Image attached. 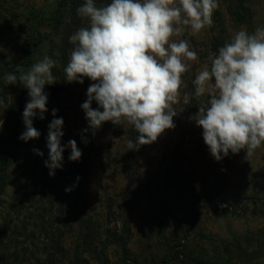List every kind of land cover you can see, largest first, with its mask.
I'll return each instance as SVG.
<instances>
[{"label":"rangeland","instance_id":"1","mask_svg":"<svg viewBox=\"0 0 264 264\" xmlns=\"http://www.w3.org/2000/svg\"><path fill=\"white\" fill-rule=\"evenodd\" d=\"M56 1L0 0V119L3 122L5 100L21 91L18 82L6 83L7 68L24 62L18 41L38 26L26 20L33 11L51 7ZM85 2L71 0L60 12L55 28H41L44 44L35 56L37 62L45 55L56 61L51 71L57 81L44 87L48 93L45 118H33L39 138L23 141L14 152L7 172L9 182L0 196V233L15 229L23 221L27 228L44 223L46 230L35 228L33 242L27 244L29 250L45 259L47 230L54 232L55 237L63 235L61 243L68 252L58 257L56 264H133L135 259L142 264H154L155 259H164L175 251L220 264H264V145L248 160L242 149L236 154L229 151L226 157L216 161L204 143L202 128L190 119L201 103L207 102L206 96L195 97L192 81L205 64L210 66L212 54H218V49L230 42L237 31L246 28L234 22L229 1L219 0L211 27L194 36L189 29L182 37L173 38L187 39L197 53L198 59L187 61L190 68L182 76L187 87H181V97L184 93L192 94L190 105L184 106L182 102L175 105L177 110L185 107L173 117L175 127L166 129L155 142L142 145L138 151L127 148L132 138L126 134L130 128L126 122L114 125L106 121L98 129L89 127L81 105L87 99L88 87L95 81L87 77L82 84L66 80L64 69L75 47L69 38L80 29V20L88 27L86 18L77 11ZM94 2L101 7L111 0ZM253 5L252 32L264 28V0H253ZM91 107L99 108L95 101ZM53 109L57 110L55 118H63L61 146L75 140L88 159V174L81 175L82 184L78 188L84 198V206L79 208H74L73 200L77 178L72 184L68 182L72 180L70 167L76 163L68 159L71 149L65 147L62 169L55 170L54 176L41 170L34 151L42 152L46 159L43 158L48 159L47 133L54 118ZM68 194L72 199L66 201ZM84 219L94 225L102 224L101 235L98 231L99 237L93 242L96 249L91 248V254L83 246L78 248L80 260L76 262L78 226ZM115 235L122 239L128 255H124L121 245L114 243ZM99 240L105 245L104 250H98L103 246L98 245ZM22 264L40 263L27 253Z\"/></svg>","mask_w":264,"mask_h":264},{"label":"clouds","instance_id":"2","mask_svg":"<svg viewBox=\"0 0 264 264\" xmlns=\"http://www.w3.org/2000/svg\"><path fill=\"white\" fill-rule=\"evenodd\" d=\"M218 7L219 0H111L101 7L86 0L77 11L90 27L70 36L75 47L64 71L68 82L82 84L84 77L96 82L81 105L89 127L98 129L106 121L134 126L138 135L135 142L128 140V150L151 144L174 128L173 117L185 110L174 106L190 105L192 95L181 97V87H187L182 79L190 68L187 61L198 57L187 39L173 38L211 27ZM209 59L210 66L205 64L192 81L195 97L206 96L207 102L190 119L202 128L216 161L242 149L248 160L264 145V28L250 34L242 27ZM55 64L45 55L26 72L20 68L18 75L4 77L7 84L19 81L28 90L30 100L22 113L25 131L19 137L25 142L40 136L33 118L43 120L48 111L44 87L57 81L51 71ZM93 101L99 108L91 107ZM56 111L47 133L44 163L49 176L62 169L65 147L71 149L69 161H78L82 154L75 140L61 146L63 118H55Z\"/></svg>","mask_w":264,"mask_h":264},{"label":"trees","instance_id":"3","mask_svg":"<svg viewBox=\"0 0 264 264\" xmlns=\"http://www.w3.org/2000/svg\"><path fill=\"white\" fill-rule=\"evenodd\" d=\"M229 1V9L231 16L236 24L239 26H244L248 28V32L251 34L254 17H255V8L253 5V0H228ZM69 4H71V0H57L55 4L51 7L41 9L39 11H33L30 13V17L27 18V22L32 24H38L37 28L32 29L31 31H27L25 37L18 41L20 44L19 50L22 52V62L19 66L11 65L7 68L9 73L19 74V69L23 68L26 72L34 63L37 62V58L35 54L37 51H41L44 44V35L42 33L41 28L50 26L55 28L57 25L58 19L60 17V12L63 11ZM85 24L90 27L89 20L86 18ZM86 25H82L81 20L78 23V27H84ZM222 41V40H221ZM220 41V44L222 42ZM21 91L12 95L10 98L5 100V111H4V122L2 125V129L0 131V196L5 190L6 185L9 182L8 177V168L12 164V158L14 156V152L21 146L23 140L19 139L21 134L25 131V126L22 119V113L25 108L26 103L29 100L28 90L19 82ZM126 134L132 138V141L135 142L138 133L134 129V126L130 125V128L127 130ZM142 146V145H141ZM141 146H139L138 150H140ZM136 150V151H138ZM83 149L81 150L82 153ZM41 170L43 172H49V169L45 167V157L42 155H38ZM45 159H44V158ZM72 172V180L68 181L72 184L71 181L75 182L77 179V193L75 198L73 199L75 204L74 208H79L84 206V198L80 196L79 186L81 183V175L88 174V159L86 157V152L81 154V157L76 163H73L70 167ZM47 172L45 173L47 175ZM56 174V173H55ZM44 176V174H43ZM45 181V178H44ZM51 184V183H50ZM72 199V195L68 194V198L66 201ZM1 201V197H0ZM51 201V199H50ZM41 225V226H40ZM46 228L44 223H35L33 227L27 228V223L24 221L20 226H17L15 229H11L10 231L4 230L0 233V264H22V261L25 259L27 253H29L33 258H35L36 262L40 264H56V260L58 257L65 256L68 252L66 247L61 243L64 241L62 238L63 235L55 237L54 232H50L47 230V239L46 243L43 246V252L45 254V259H42L40 256L35 255L31 250H29L27 242L32 241L35 237V228ZM80 230L77 234L78 244L76 245L77 251L75 252L76 262H79L78 257V248L83 246L86 248L88 253H92V249H96L94 247L93 242H95L98 237L97 233L102 228V224L94 225L92 221L89 219H84L80 221L78 226ZM17 229L23 230V232H17ZM74 230V229H73ZM101 235L100 231L98 233ZM23 236V237H22ZM22 238V239H21ZM116 240L114 243L122 246L124 251V255H128V249L124 247V243H122V239H120L117 235H115ZM264 238V234H263ZM264 240V239H263ZM99 244H103L100 242ZM105 245L99 246L98 250H104ZM44 260V261H42ZM168 262H167V261ZM154 264H220L218 262L204 260V259H194L189 256L182 255L181 252L175 251L165 257L164 259L160 258ZM71 264V262H70ZM133 264H142L139 260H133Z\"/></svg>","mask_w":264,"mask_h":264}]
</instances>
